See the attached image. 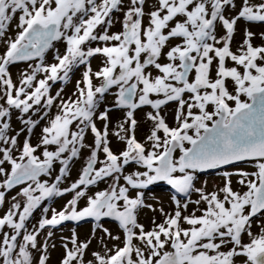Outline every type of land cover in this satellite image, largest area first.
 <instances>
[{
    "label": "snow or ice",
    "instance_id": "obj_1",
    "mask_svg": "<svg viewBox=\"0 0 264 264\" xmlns=\"http://www.w3.org/2000/svg\"><path fill=\"white\" fill-rule=\"evenodd\" d=\"M69 222L59 264H264V0H0V264Z\"/></svg>",
    "mask_w": 264,
    "mask_h": 264
},
{
    "label": "rangeland",
    "instance_id": "obj_2",
    "mask_svg": "<svg viewBox=\"0 0 264 264\" xmlns=\"http://www.w3.org/2000/svg\"><path fill=\"white\" fill-rule=\"evenodd\" d=\"M237 41H239L240 37L237 36ZM65 48H66V44L64 41H56L54 42V49H50L49 52L46 54V61L51 63V62H54V56L56 54L55 50H59V53L60 54H63L64 51H65ZM100 63V59L97 58V59H94L92 61V64H93V68L94 70L97 68V66L99 65ZM26 65L25 64H19L17 66H14L11 71L13 73V76L15 78V76L19 73V71L23 68H25ZM83 66H81L79 69L77 70H74V73L72 74L71 76V80L69 81V83L64 86L65 87V95H71L72 92L74 91V85H75V82L80 79L81 77V73L83 72ZM62 85L58 82L53 91H55L56 89H58L59 87H61ZM108 102L110 103L111 102V97L108 98ZM122 114L119 113V112H113L112 113V118L113 120L115 119H118ZM142 115V114H141ZM169 122L171 123L172 121V115H171V112L169 114ZM138 135H143V129H141L139 132H138ZM35 142V141H33ZM114 143V146L118 149L120 147H122V145H119L117 142H113ZM81 162H77L74 167H73V173H72V179H75L76 176H77V173L79 171V168L81 167ZM241 167H246V165H241ZM208 180H209V186L211 187L214 183H219V180L216 179V176L215 175H210L207 177ZM106 185L104 183H101L99 184L95 189H93V191H97V190H102L103 188H105ZM155 188V192L156 194L158 195H161L162 198L165 199V203L167 202V199H166V193L167 191L169 190V186L166 185V184H163L161 183L160 185L158 186H154ZM12 194H15V193H12ZM69 197H64L63 199L61 198H56L55 201H52V202H47V203H50L52 206L56 207L57 209H59L65 202L66 200L68 199ZM83 206V205H82ZM36 215V218L38 219L39 218V211L35 214ZM151 213H147V216L150 218L151 217ZM142 219V222H144L146 225L149 223V220L148 219H145L143 216L141 217ZM36 221L33 220V223H35ZM90 223H82L80 225V227L78 228V231H79V234H80V238L81 239H85L88 234H89V230H90ZM73 227V225L69 222V223H66L61 229L57 230L56 231V243H57V247L55 250H53L51 252V259H50V264H59V261L62 257V249L59 247V237L61 235H64V236H67L69 235V230ZM93 247H95V244H93Z\"/></svg>",
    "mask_w": 264,
    "mask_h": 264
}]
</instances>
